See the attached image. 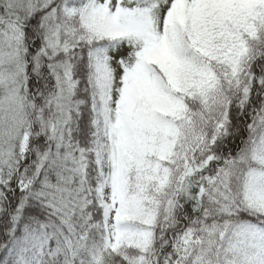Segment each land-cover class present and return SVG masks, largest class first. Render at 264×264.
I'll return each mask as SVG.
<instances>
[{"label": "snow or ice", "instance_id": "1", "mask_svg": "<svg viewBox=\"0 0 264 264\" xmlns=\"http://www.w3.org/2000/svg\"><path fill=\"white\" fill-rule=\"evenodd\" d=\"M0 264H264V0H0Z\"/></svg>", "mask_w": 264, "mask_h": 264}]
</instances>
